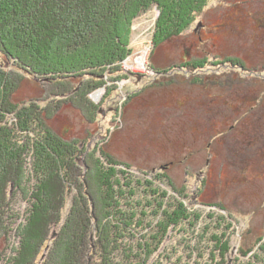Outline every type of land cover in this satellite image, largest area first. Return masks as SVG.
Returning <instances> with one entry per match:
<instances>
[{
    "label": "trees",
    "instance_id": "1",
    "mask_svg": "<svg viewBox=\"0 0 264 264\" xmlns=\"http://www.w3.org/2000/svg\"><path fill=\"white\" fill-rule=\"evenodd\" d=\"M212 1L0 0V262L153 264L157 253L170 249L165 245L169 230L185 226L192 217L184 203L165 199L147 181L119 177L126 173H119L109 156L108 167L99 163L86 176L79 165L85 150L77 141L58 137L50 122L64 106L92 122L89 113L96 107L91 96L108 81L122 78L121 65L132 53V27L143 14L152 8L159 12L154 51L187 31ZM205 64L178 68L195 71ZM225 64L248 71L233 59ZM25 78L37 82L43 96L16 103ZM115 90L108 89V98ZM17 194L30 204L18 225L13 207ZM157 217L156 223L147 222ZM149 227L156 232L141 235ZM13 232L18 247L5 251ZM214 235L207 245L217 254L206 264H226L229 242L224 234ZM254 248L240 253L245 257ZM7 251L11 257L6 258ZM191 251L197 258L171 264H202L199 248Z\"/></svg>",
    "mask_w": 264,
    "mask_h": 264
},
{
    "label": "rangeland",
    "instance_id": "2",
    "mask_svg": "<svg viewBox=\"0 0 264 264\" xmlns=\"http://www.w3.org/2000/svg\"><path fill=\"white\" fill-rule=\"evenodd\" d=\"M158 16L152 8L135 20L122 78L108 81L90 99L96 107L89 113L92 122L64 106L51 128L65 142L81 144L86 158L79 165L86 176L99 163L108 167L109 156L116 170L126 173L119 177L147 181L165 199L184 203L192 217L169 230L165 245L170 249L157 253L153 264L197 258L191 251L196 248L206 264L217 254L207 245L215 233L229 242L226 264H263L264 0H213L187 31L153 51ZM227 59L248 71L225 64ZM203 60L206 64L195 71L178 68ZM108 89H116L109 98ZM42 96L40 85L25 78L14 100ZM13 207L17 225L24 223L30 204L19 195ZM52 232L51 239L57 231ZM155 232L149 227L141 235ZM9 237L5 251L18 247L15 232ZM253 245L243 257L240 249ZM11 256L7 251L6 258Z\"/></svg>",
    "mask_w": 264,
    "mask_h": 264
},
{
    "label": "flooded vegetation",
    "instance_id": "3",
    "mask_svg": "<svg viewBox=\"0 0 264 264\" xmlns=\"http://www.w3.org/2000/svg\"><path fill=\"white\" fill-rule=\"evenodd\" d=\"M168 166H169V164H168ZM165 170H169L168 168H160V171H165Z\"/></svg>",
    "mask_w": 264,
    "mask_h": 264
},
{
    "label": "bare ground",
    "instance_id": "4",
    "mask_svg": "<svg viewBox=\"0 0 264 264\" xmlns=\"http://www.w3.org/2000/svg\"><path fill=\"white\" fill-rule=\"evenodd\" d=\"M139 60H140L141 62H144V57H141Z\"/></svg>",
    "mask_w": 264,
    "mask_h": 264
}]
</instances>
